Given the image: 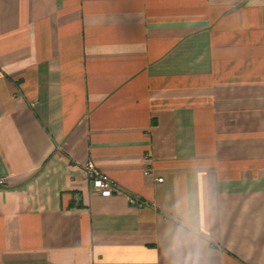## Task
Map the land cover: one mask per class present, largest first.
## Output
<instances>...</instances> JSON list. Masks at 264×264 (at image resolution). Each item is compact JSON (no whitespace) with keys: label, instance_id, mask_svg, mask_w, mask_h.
<instances>
[{"label":"crops","instance_id":"crops-1","mask_svg":"<svg viewBox=\"0 0 264 264\" xmlns=\"http://www.w3.org/2000/svg\"><path fill=\"white\" fill-rule=\"evenodd\" d=\"M0 178V264H264V0H0Z\"/></svg>","mask_w":264,"mask_h":264},{"label":"clouds","instance_id":"clouds-1","mask_svg":"<svg viewBox=\"0 0 264 264\" xmlns=\"http://www.w3.org/2000/svg\"><path fill=\"white\" fill-rule=\"evenodd\" d=\"M169 249L170 264H211V254L206 253L203 245L187 238L183 224L173 233Z\"/></svg>","mask_w":264,"mask_h":264},{"label":"built area","instance_id":"built-area-1","mask_svg":"<svg viewBox=\"0 0 264 264\" xmlns=\"http://www.w3.org/2000/svg\"><path fill=\"white\" fill-rule=\"evenodd\" d=\"M84 169L87 177L92 182L93 187L97 189L101 193V195L109 196L113 193L120 192L117 183L113 179L109 178L105 173L100 171L93 162H88L85 165ZM145 173L147 174L148 171H146ZM158 180L162 181V178H158ZM2 183L3 179L0 178V184ZM129 202L131 204H140V202L135 197H130Z\"/></svg>","mask_w":264,"mask_h":264}]
</instances>
